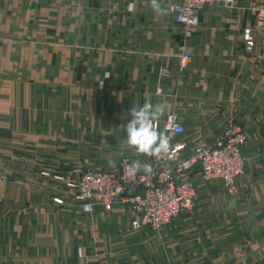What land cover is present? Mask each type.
Segmentation results:
<instances>
[{
  "label": "crops",
  "instance_id": "crops-1",
  "mask_svg": "<svg viewBox=\"0 0 264 264\" xmlns=\"http://www.w3.org/2000/svg\"><path fill=\"white\" fill-rule=\"evenodd\" d=\"M163 4L157 16L150 0H0V264H264V0L207 5L188 41ZM146 94L168 103L158 122L178 115L181 140L247 135L237 189L195 170V207L159 230H135L123 200L84 213L68 186L152 164L120 128Z\"/></svg>",
  "mask_w": 264,
  "mask_h": 264
},
{
  "label": "built area",
  "instance_id": "built-area-1",
  "mask_svg": "<svg viewBox=\"0 0 264 264\" xmlns=\"http://www.w3.org/2000/svg\"><path fill=\"white\" fill-rule=\"evenodd\" d=\"M218 1L228 5L235 2L170 0V7L177 23L182 26L185 40L192 38L200 25L201 10ZM262 16L264 19V12ZM245 39L248 46L254 45L252 29L245 30ZM192 53L189 45L183 46L180 56L182 72ZM156 126L172 138L173 148L170 155L152 157L155 174L130 176L125 164L131 161L127 159L112 169L82 171L77 180L68 183L82 212L90 214L97 206L110 210L115 203L123 200L131 205L135 230L144 227L159 230L196 205L198 184L194 178L195 170L204 181H221L231 192L237 189L238 179L245 173L246 167L242 147L247 135L243 129L234 127L227 130L214 144L204 140L194 144L179 139L185 133V126L175 113L168 114L163 122L157 121Z\"/></svg>",
  "mask_w": 264,
  "mask_h": 264
},
{
  "label": "clouds",
  "instance_id": "clouds-1",
  "mask_svg": "<svg viewBox=\"0 0 264 264\" xmlns=\"http://www.w3.org/2000/svg\"><path fill=\"white\" fill-rule=\"evenodd\" d=\"M150 7L157 16H164L168 13L163 0H150ZM167 109L166 100H160L154 104L147 94L142 105L130 107L128 113L130 119L120 127L125 133L122 146L132 150L137 157L170 155L173 148L172 138L156 126V122L166 114ZM101 144H107V141L101 140ZM125 168L130 176L137 173H143L146 176L155 174L152 164L140 159L126 163Z\"/></svg>",
  "mask_w": 264,
  "mask_h": 264
},
{
  "label": "rangeland",
  "instance_id": "rangeland-1",
  "mask_svg": "<svg viewBox=\"0 0 264 264\" xmlns=\"http://www.w3.org/2000/svg\"><path fill=\"white\" fill-rule=\"evenodd\" d=\"M226 189H227V188H226ZM227 190H228V189H227ZM194 207H195V206H194ZM194 207H193V208H194Z\"/></svg>",
  "mask_w": 264,
  "mask_h": 264
}]
</instances>
